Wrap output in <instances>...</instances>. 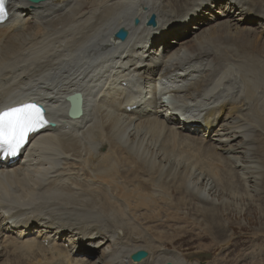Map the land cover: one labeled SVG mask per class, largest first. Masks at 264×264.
<instances>
[{
	"label": "bare ground",
	"instance_id": "6f19581e",
	"mask_svg": "<svg viewBox=\"0 0 264 264\" xmlns=\"http://www.w3.org/2000/svg\"><path fill=\"white\" fill-rule=\"evenodd\" d=\"M10 6L0 25V109L34 98L58 116L19 160L0 165V264H199L206 246L168 248L187 226L162 230L185 205L192 224L235 247L222 210L245 212L252 197L264 216V0ZM251 21L262 25H244ZM121 27L130 31L123 43L114 38ZM108 53L118 57L97 70ZM168 86L178 110L202 124L178 119L163 100ZM75 91L84 98L78 119L67 115ZM139 249L150 255L135 263Z\"/></svg>",
	"mask_w": 264,
	"mask_h": 264
},
{
	"label": "rangeland",
	"instance_id": "374dc122",
	"mask_svg": "<svg viewBox=\"0 0 264 264\" xmlns=\"http://www.w3.org/2000/svg\"><path fill=\"white\" fill-rule=\"evenodd\" d=\"M249 24H250V22H246L244 25H249ZM252 25H256V24L254 23ZM201 134H202V132H200V135ZM153 193L154 194L156 193L155 195L158 197V199H160L159 193L157 191L156 192L154 191ZM241 195H244V194H241ZM178 197H179V194L174 193L173 198L175 201H178ZM252 199H253L252 197H251V199L248 197L243 199L244 200L243 204L246 206V211L241 212L240 214L239 213L237 214L235 211L231 212L230 210H228V211L226 210V212L228 213V214H226L222 210L223 213L221 214V217H220V223L223 224L225 231L228 233V235L224 236V238L227 239V236L229 238H231L230 244H234L235 247H232L231 249L230 248L226 249L224 246L220 245L221 242L223 243V245H225V241L219 240L215 236L213 237L212 235L210 236V235L206 234V231L208 233V229L210 228L209 224H207L205 222H199L197 226L195 224H192L191 223L192 214H190V213H193L191 211L192 206L187 207L185 205L183 208L185 211L181 210L180 216L178 218H176L175 220L170 221V222H166L165 220L163 221L162 230L163 231L166 230L169 233H173L174 228L178 227V226H184L185 225L189 229V230L187 229V232L185 235H183L182 237L179 238L177 243H173V242L170 243L168 245V248L172 250V249L179 247L180 251L182 250V248L185 249V253H187L188 251L195 253V250L199 249L200 246H206L207 247V249H206L207 253L204 254L205 257H203L201 259L202 262H199V264H216V262H221L222 260L225 261L227 264H235V263L236 264H251V263L257 264V262L260 263L264 259L259 258L257 261H254V260H256L254 254L257 250L264 247V236H263L264 234H260L261 235L260 236L259 235L260 231H257L258 228H260V226H262L261 224H264V216H261V213L259 212V210L257 211V209H259V205H257L258 201L256 199L252 201ZM221 201L222 200H218V202H217L219 207L224 205L223 204L224 201L223 202H221ZM246 201H248V202H246ZM254 202H256V203H254ZM186 213H188V215H189L190 222L188 219L184 220V218H181L183 216L185 217ZM179 218L182 220H180ZM169 223H172V224H169ZM179 224H181V225H179ZM168 226H170V227H168ZM192 227L196 228L195 230H193V232L191 230ZM198 234H203V236H206L207 238H205L203 240L197 239ZM210 237H212V238H210ZM224 238H222V239H224ZM232 239H234V240H232ZM204 243H205V245H203ZM181 244H183L182 247H180ZM171 245H172V247H170ZM244 256H247L246 260H242L244 258ZM215 259H216V261H215ZM221 264H224V262H221Z\"/></svg>",
	"mask_w": 264,
	"mask_h": 264
},
{
	"label": "snow or ice",
	"instance_id": "6c2138e0",
	"mask_svg": "<svg viewBox=\"0 0 264 264\" xmlns=\"http://www.w3.org/2000/svg\"><path fill=\"white\" fill-rule=\"evenodd\" d=\"M6 16L5 0H0V19ZM44 112L43 107L36 102L0 111V155H16L27 142L29 134L49 122Z\"/></svg>",
	"mask_w": 264,
	"mask_h": 264
},
{
	"label": "water",
	"instance_id": "95a60500",
	"mask_svg": "<svg viewBox=\"0 0 264 264\" xmlns=\"http://www.w3.org/2000/svg\"><path fill=\"white\" fill-rule=\"evenodd\" d=\"M29 1L34 2V3H38V2L43 1V0H29ZM135 23H136V25H138V24H139V20L137 19V20L135 21ZM148 23H149V25L156 26L157 23H158V22H157V19H156V16L153 15V16L149 19ZM128 35H129L128 31L125 30V29H120V30L116 33V37H117L118 39L122 40V41H125V40L127 39ZM78 96L81 97V95H78ZM69 99L72 100V98H69ZM80 113H81V111H80ZM147 255H148V253H147L146 251H138V252H136V253H134V254L132 255V259H133L134 261H138V262H139V261H141L144 257H146ZM167 264H171V263H167Z\"/></svg>",
	"mask_w": 264,
	"mask_h": 264
}]
</instances>
